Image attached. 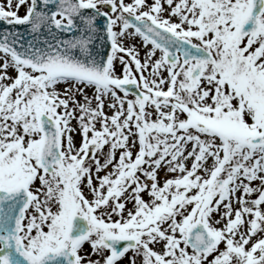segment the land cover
I'll return each instance as SVG.
<instances>
[{
    "label": "snow or ice",
    "instance_id": "obj_1",
    "mask_svg": "<svg viewBox=\"0 0 264 264\" xmlns=\"http://www.w3.org/2000/svg\"><path fill=\"white\" fill-rule=\"evenodd\" d=\"M0 22V264H264V0Z\"/></svg>",
    "mask_w": 264,
    "mask_h": 264
},
{
    "label": "rangeland",
    "instance_id": "obj_2",
    "mask_svg": "<svg viewBox=\"0 0 264 264\" xmlns=\"http://www.w3.org/2000/svg\"><path fill=\"white\" fill-rule=\"evenodd\" d=\"M24 12H25L24 7H21V9H20V14L23 15ZM141 53L143 54V52H141ZM117 70L119 71V65H117ZM61 87H62V85H61ZM88 92H89V95H91V90H88ZM105 111L111 112V109H109V108L106 106V107H105ZM73 124H75V121H73ZM76 139H77V141H79V135H78V134L76 135ZM161 175H163V173H161ZM130 206H131V205H129V207H130ZM84 250H85V251H90V247H89L87 244H85V248H84Z\"/></svg>",
    "mask_w": 264,
    "mask_h": 264
},
{
    "label": "water",
    "instance_id": "obj_3",
    "mask_svg": "<svg viewBox=\"0 0 264 264\" xmlns=\"http://www.w3.org/2000/svg\"><path fill=\"white\" fill-rule=\"evenodd\" d=\"M6 25L3 22H0V29L4 28Z\"/></svg>",
    "mask_w": 264,
    "mask_h": 264
},
{
    "label": "bare ground",
    "instance_id": "obj_4",
    "mask_svg": "<svg viewBox=\"0 0 264 264\" xmlns=\"http://www.w3.org/2000/svg\"><path fill=\"white\" fill-rule=\"evenodd\" d=\"M141 56H143V54L141 53ZM161 176H163V175H161Z\"/></svg>",
    "mask_w": 264,
    "mask_h": 264
}]
</instances>
